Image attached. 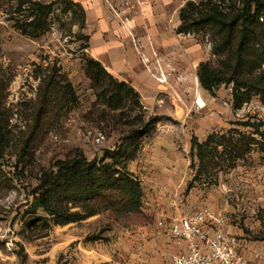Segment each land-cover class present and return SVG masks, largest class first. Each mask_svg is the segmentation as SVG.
I'll list each match as a JSON object with an SVG mask.
<instances>
[{
    "label": "rangeland",
    "instance_id": "obj_1",
    "mask_svg": "<svg viewBox=\"0 0 264 264\" xmlns=\"http://www.w3.org/2000/svg\"><path fill=\"white\" fill-rule=\"evenodd\" d=\"M66 1L0 0V75L7 85L3 107L10 131L8 145L0 148V264H106L98 261V255L105 252L111 254L113 264H135L142 252L139 242L168 235L163 232H169L172 218L162 219V211L193 212L202 205L224 208L229 220L248 230L252 240L264 241V219L259 216L264 211V152L260 146L253 144L245 157L232 162L217 161L210 175L196 176L193 136L204 142L211 136L231 140L244 134L264 144L254 133L257 128L264 133V103L259 96L236 109L232 85L221 83L212 91L201 86L200 64L209 62L217 68L223 57L213 52L211 31L178 32L181 10L192 11L190 3L207 0H172L179 7L180 23L175 31L193 38L201 49L192 57L182 52L189 60L174 68L152 52L154 59L147 56L146 70L159 84L170 87L156 90L150 100L139 94L143 108L129 102L117 110L99 100L98 90L86 75L88 35L78 8ZM33 4L53 5L46 28L44 24L33 31L28 26L34 19ZM232 5L240 6L241 0H227L223 11ZM49 80L53 83L48 95L54 101L59 97L51 91L59 86L70 84L74 92V101L59 117L53 116L51 106L45 114ZM138 116H143L144 123L151 121L146 130L136 120ZM132 131L142 132L136 141L129 138ZM133 141L136 156L128 168L144 187L150 181L140 212L118 221L111 213H103L55 225L35 207L33 192L39 177L56 160L71 157L76 150L88 159H102L106 150ZM161 174L166 177L164 186L155 181ZM146 226L151 231L143 236Z\"/></svg>",
    "mask_w": 264,
    "mask_h": 264
},
{
    "label": "trees",
    "instance_id": "obj_2",
    "mask_svg": "<svg viewBox=\"0 0 264 264\" xmlns=\"http://www.w3.org/2000/svg\"><path fill=\"white\" fill-rule=\"evenodd\" d=\"M66 2L69 6L78 8L80 22L84 25L83 7L70 0ZM226 2L227 0H207L198 5L190 3L192 11L186 8L181 10L182 24L178 32L189 33L204 28L211 31L215 37L213 52L223 57L217 68L209 62L200 64L198 76L201 86L212 91L221 83L232 85L233 105L240 109L254 96H259L264 103V0H241L240 6L232 5L231 10L224 12L222 7ZM33 5L34 19L28 26L33 31L44 27V24L46 28L53 5ZM85 38L88 40V37ZM85 72L98 90L97 97L109 109H122L129 102L143 108L139 93L128 83L114 78L99 61L86 57ZM52 83V80L47 82L45 114L51 106L53 116L57 114L59 117L65 107L74 101V92L70 84L59 86L57 90L51 91L52 95L59 97V100L54 101L48 95V88ZM6 86L0 75L1 149L8 145L10 132L9 116L3 107ZM136 120L143 124L145 130L151 122L144 123L143 116H138ZM244 125L254 127L249 123ZM254 133L264 139V133L259 132L258 128ZM141 134L142 132L132 131L129 138L136 141ZM253 144L260 146L264 152L262 142L245 137L244 134L231 140L224 136H211L204 142L193 136L191 152L194 151L198 159L196 176L210 175L211 169L218 165L219 160L232 162L245 157ZM134 145V141L124 142L118 149L106 150L102 159H88L83 151L76 150L71 157L56 160L39 177V184L33 192L35 207L41 208L55 225L77 223L103 213H111L118 221L140 212L144 197L143 185L128 168L130 161L136 156ZM27 147L26 143L20 153L22 157L26 155ZM219 147H222V151ZM259 216L264 219V211L259 212Z\"/></svg>",
    "mask_w": 264,
    "mask_h": 264
},
{
    "label": "crops",
    "instance_id": "obj_3",
    "mask_svg": "<svg viewBox=\"0 0 264 264\" xmlns=\"http://www.w3.org/2000/svg\"><path fill=\"white\" fill-rule=\"evenodd\" d=\"M70 1L81 4L84 9V31L89 37L88 55L99 61L114 78L133 87L143 100L144 98L152 99L158 89L170 87V85L159 84L152 78L144 66L146 64L144 57L151 56L150 60H153V53H158L160 60L170 62L169 64L174 68L176 64L183 65L188 62L189 58L181 56L182 52L189 53L192 57L193 53L201 49L199 44L194 43L193 38L175 31L180 23L179 7L172 0ZM184 66L187 67V65ZM166 70L167 68L163 71ZM155 181L157 185H166V177L163 174ZM149 183L147 179L146 187L150 185ZM142 185L145 192L147 188L144 187L143 182ZM163 213L162 211L160 214L162 219L169 220L175 216L190 214L192 211ZM227 218L230 229L239 238V250L248 258L258 253L260 257L257 264H264V241L252 240L247 234L248 230L239 224H234L229 220L228 215ZM245 225L248 227L247 224ZM149 231H151L149 226L143 227V236L148 235ZM166 232L163 233L168 235H160L156 240L144 239L139 242L142 252L134 263L172 264L173 257L183 247L177 245L172 238L170 227L169 232ZM93 257L96 256L93 255ZM98 257H100L98 261L113 264L110 253L105 252Z\"/></svg>",
    "mask_w": 264,
    "mask_h": 264
},
{
    "label": "built area",
    "instance_id": "obj_4",
    "mask_svg": "<svg viewBox=\"0 0 264 264\" xmlns=\"http://www.w3.org/2000/svg\"><path fill=\"white\" fill-rule=\"evenodd\" d=\"M170 234L183 247L172 264H257L260 257L255 253L248 258L239 250V238L230 229L222 209L202 207L175 216L170 222Z\"/></svg>",
    "mask_w": 264,
    "mask_h": 264
},
{
    "label": "bare ground",
    "instance_id": "obj_5",
    "mask_svg": "<svg viewBox=\"0 0 264 264\" xmlns=\"http://www.w3.org/2000/svg\"><path fill=\"white\" fill-rule=\"evenodd\" d=\"M142 47V46H141Z\"/></svg>",
    "mask_w": 264,
    "mask_h": 264
}]
</instances>
